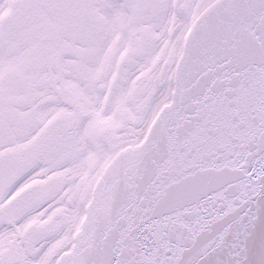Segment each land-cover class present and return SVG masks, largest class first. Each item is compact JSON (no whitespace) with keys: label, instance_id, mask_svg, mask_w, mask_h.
<instances>
[{"label":"snow or ice","instance_id":"obj_1","mask_svg":"<svg viewBox=\"0 0 264 264\" xmlns=\"http://www.w3.org/2000/svg\"><path fill=\"white\" fill-rule=\"evenodd\" d=\"M0 264H264V0H0Z\"/></svg>","mask_w":264,"mask_h":264}]
</instances>
